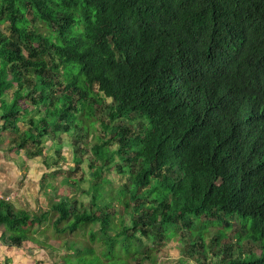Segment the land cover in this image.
<instances>
[{
	"label": "trees",
	"instance_id": "16d2710c",
	"mask_svg": "<svg viewBox=\"0 0 264 264\" xmlns=\"http://www.w3.org/2000/svg\"><path fill=\"white\" fill-rule=\"evenodd\" d=\"M240 58L246 74L226 75ZM240 80L264 96V0H0V128L30 158L64 135L75 163L91 155L90 205L51 196L45 174L56 216L0 199V239L22 246L51 219L100 225V250L67 244L66 264H156L174 237L198 264H264V100H235Z\"/></svg>",
	"mask_w": 264,
	"mask_h": 264
},
{
	"label": "rangeland",
	"instance_id": "374dc122",
	"mask_svg": "<svg viewBox=\"0 0 264 264\" xmlns=\"http://www.w3.org/2000/svg\"><path fill=\"white\" fill-rule=\"evenodd\" d=\"M2 28L8 33L6 24H3ZM13 91L14 88L8 90L10 96H12ZM104 103L105 108H103V110L96 109V112L98 113L97 115L100 117H102V115L104 117L107 115L109 111L108 105L111 103V100L105 97ZM97 115L94 116L96 117ZM98 116L97 118H99ZM96 129H91L89 133H84L82 135L83 142L88 143L89 148L92 147L94 142L99 141L100 137H106V131L103 129V127H99L97 130ZM1 133L2 132L0 131V135ZM4 135L5 138H2L0 147L1 144L4 143L5 139H7L9 136L7 132H5ZM63 138V143L61 144L59 151H57L52 145L54 142L60 141H54L53 139L48 138L46 139L44 152L33 157V161H37L35 164L40 165L39 167L37 166L38 168L35 167V173H40V213H42V211L45 209H48L52 219L56 216V212L50 208L51 201L49 200V197L51 196H54L55 198H59L63 195L69 196L72 199H76L79 202L78 204L81 208V202L86 203V205H90L91 194L85 193L84 190L88 189L91 185L89 169L91 155L90 153L85 152L84 159L79 163H75L74 147L69 143V140L71 139L68 138L67 135H64ZM7 145L10 147L12 146L10 140L8 141ZM18 150L22 151L21 148ZM35 164H33V166ZM45 174H47L48 180L56 185V188H53V186L47 188V191H50L51 196H48L42 190L44 189L43 178L45 177ZM104 174L110 179V182L105 183L106 189L110 191L108 193L117 194V190L127 179L126 175H123L116 167H113L111 170L106 169ZM75 181L77 182L75 183ZM107 196H109V194H107ZM120 203L121 202L117 199L114 200V204L117 208H120ZM118 223L119 220L117 221V224ZM235 225L238 224L236 223ZM82 227H80L81 229H78L75 232L58 234L55 232L51 219L41 224L36 223L32 227V237H30L29 240H26L22 246H17V250L13 249V246L8 242L0 239L1 244L4 245L2 246L0 244V264H66L65 256L68 253L75 252L68 249L67 244H72L74 242H76V245L78 246L86 244L93 245L95 249L99 251L101 248V243L98 241L92 242V240H90V232L93 230L98 233L100 225L98 224L93 226L90 223L88 226ZM216 229L217 226L211 225L209 230L210 235H213ZM208 239L209 238H207V240ZM182 242L183 241H181V239L178 237L168 239L166 243L161 246L157 253L156 264H198V261H196L194 258H191L183 253ZM226 243H229V240L224 238L219 247H223V245ZM73 256V263L77 264L75 263L76 260ZM209 256L212 258L214 257L211 253ZM15 259H21L23 262H13ZM213 259L214 261L219 260L218 257H214ZM207 264H213L212 260L208 261Z\"/></svg>",
	"mask_w": 264,
	"mask_h": 264
},
{
	"label": "crops",
	"instance_id": "0c3cea01",
	"mask_svg": "<svg viewBox=\"0 0 264 264\" xmlns=\"http://www.w3.org/2000/svg\"><path fill=\"white\" fill-rule=\"evenodd\" d=\"M0 131L2 132L1 142L2 138H5L6 131L1 128ZM9 140L10 134L0 147V189L10 195L11 199L7 202H10L8 205L14 211L40 214V173H35V167L40 165H36L37 161H33V157H28L23 149L22 152L13 145L8 146ZM13 249L17 250L18 247L13 246ZM13 262L22 263L23 261L15 259Z\"/></svg>",
	"mask_w": 264,
	"mask_h": 264
},
{
	"label": "clouds",
	"instance_id": "9594fccd",
	"mask_svg": "<svg viewBox=\"0 0 264 264\" xmlns=\"http://www.w3.org/2000/svg\"><path fill=\"white\" fill-rule=\"evenodd\" d=\"M224 69L226 75L240 74V73L245 75L248 70V61H245V59L240 58V61L238 62L225 63ZM259 71H255V74H257ZM238 82H239V86L236 90H234L235 92L234 99L240 102L241 104H243V101H247L245 107H248L250 104L254 103L255 100L257 99H259L260 102L264 100V96L255 93L245 81L240 80Z\"/></svg>",
	"mask_w": 264,
	"mask_h": 264
},
{
	"label": "built area",
	"instance_id": "2783aa9c",
	"mask_svg": "<svg viewBox=\"0 0 264 264\" xmlns=\"http://www.w3.org/2000/svg\"><path fill=\"white\" fill-rule=\"evenodd\" d=\"M0 199H5L6 201H9L11 199L10 195L5 194L1 189H0Z\"/></svg>",
	"mask_w": 264,
	"mask_h": 264
}]
</instances>
